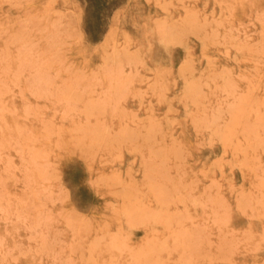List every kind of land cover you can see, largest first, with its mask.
I'll use <instances>...</instances> for the list:
<instances>
[{
	"label": "rangeland",
	"instance_id": "obj_1",
	"mask_svg": "<svg viewBox=\"0 0 264 264\" xmlns=\"http://www.w3.org/2000/svg\"><path fill=\"white\" fill-rule=\"evenodd\" d=\"M0 264H264V0H0Z\"/></svg>",
	"mask_w": 264,
	"mask_h": 264
}]
</instances>
